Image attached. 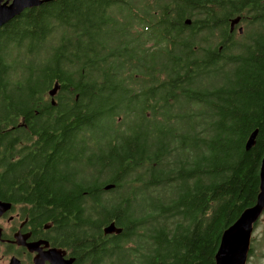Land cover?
Here are the masks:
<instances>
[{
    "label": "trees",
    "instance_id": "1",
    "mask_svg": "<svg viewBox=\"0 0 264 264\" xmlns=\"http://www.w3.org/2000/svg\"><path fill=\"white\" fill-rule=\"evenodd\" d=\"M79 1L58 0L36 13L40 16H32L29 20L32 30L17 41L18 45L24 41L25 51L17 50L8 37H0V125L6 126L11 118L16 127L24 119L29 129H95L99 123L107 127L103 123L105 94H116L121 87L119 81L105 79L104 74L109 78L112 69L116 68L117 74L124 64L133 65L135 73H145L138 66L154 64V50L137 53L123 49L104 54L97 46H90L82 35L79 38L86 43L85 51L70 50L65 40L57 49L51 47L57 43L52 34L49 36L54 21ZM154 1L148 0L143 8L138 7V23L148 25L149 21L154 22L155 13L168 14L174 12L175 6L181 7L177 13L194 18L191 26L180 22L178 28L196 31L192 46L202 44L199 33L206 30V46H223L218 53L226 57L222 67L226 68L229 61L236 62L237 79L230 72L231 66L222 73V79L233 78L231 85L234 83L222 96L226 108L221 116L227 125L223 129H207L205 146L201 149L170 143L165 151L159 148L154 153V143L150 142V150L142 147L148 153L146 156H141L135 129L113 137L106 156L97 147L95 161L79 170L72 187L78 193L71 196L63 193L57 204L64 207L63 202L67 201L64 213L71 222L89 224L114 219L124 223L140 220L134 212L138 205L124 207V200H137L138 204L154 200V210L145 209L152 204H142L138 209L148 216L154 215L151 220L158 224L154 227L157 251L166 247L162 253L174 254L173 264H214L222 233L255 204L259 193V171L264 157V0ZM101 2L104 8L101 24L110 11L134 9L132 2L137 3L136 0ZM237 17L244 24L242 33L230 34L229 22ZM167 23H160L159 28L168 32L161 38L179 37L169 33L173 28L167 27ZM214 30H217L216 43ZM169 56L171 61L172 52ZM103 60L105 63H101ZM56 82L60 89L57 102L51 107L45 95ZM77 93L79 98L75 100ZM254 130H258L256 142L246 151L245 142ZM90 171L93 182L88 175ZM54 182H37L33 196L49 197L54 192ZM107 184L115 187L105 191ZM122 190L154 191V196H122L118 194ZM82 192L88 194L82 196Z\"/></svg>",
    "mask_w": 264,
    "mask_h": 264
},
{
    "label": "flooded vegetation",
    "instance_id": "2",
    "mask_svg": "<svg viewBox=\"0 0 264 264\" xmlns=\"http://www.w3.org/2000/svg\"><path fill=\"white\" fill-rule=\"evenodd\" d=\"M57 1L24 9L0 26V37H8L17 50L25 51L24 41L21 45L17 41L32 30L29 20L40 16L36 13ZM12 2L0 0L1 5ZM173 11L155 13L154 22L149 21L148 25L130 19V35L117 42V49L130 52L134 47L137 53L154 50V64L139 65L145 73H135L131 64L122 65L117 74L114 73L117 69H112L109 78L102 72L105 79L119 81L121 87L120 92L113 95L106 92L104 97L103 123L110 129H29L24 119L16 127L11 118L6 126L0 125V264H158L161 259L164 261L159 264H173L174 254L162 253L166 247L157 251L154 227L158 224L151 220L154 215L148 216L138 209L142 204H152L145 209L154 210V200H142L139 204L137 200H124V207L138 205L134 212L140 219L124 223L114 219L89 224L71 222L64 213L68 209L67 201L64 200V207L57 204L63 193L68 196L78 193L72 187L78 180L79 170L95 161L97 147L106 156L114 140L112 135L118 137L116 129H125L126 134L135 129L141 156H146L148 153L142 147H149L150 142L154 143V153L159 148L165 151L170 143L186 149H201L205 146L207 129L226 127L227 122L221 116L226 108L222 96L230 91L233 78L237 79L236 62L229 61L226 68L222 67L226 57L218 53L223 46H206V30L199 33L202 44L192 46L196 31L178 28L181 23L191 26L192 23L187 25L185 21L192 22L194 18L177 13L176 8ZM110 19L111 16L101 26L107 27ZM161 22H168L167 27L173 28L169 33L179 37L162 39L168 32L159 28ZM137 26L144 29L136 31ZM243 26L240 22L231 31L229 22V33ZM213 32L216 43L217 30ZM82 37L102 52L98 36L85 33ZM169 52H172L171 61ZM230 66L234 77L222 79L223 70ZM94 76L102 80L99 75ZM55 84L58 83L45 95L51 107L55 106L52 102H57L59 92L50 95ZM78 98L77 93L75 100ZM123 116L130 117L128 125L119 122ZM88 175L93 182V171ZM41 180H55L54 192L47 198L45 194L33 196ZM81 194L86 196L88 192ZM118 194L154 196V191L122 190ZM111 223L120 233L104 232ZM250 249L249 256L254 257Z\"/></svg>",
    "mask_w": 264,
    "mask_h": 264
},
{
    "label": "rangeland",
    "instance_id": "3",
    "mask_svg": "<svg viewBox=\"0 0 264 264\" xmlns=\"http://www.w3.org/2000/svg\"><path fill=\"white\" fill-rule=\"evenodd\" d=\"M146 1L148 0H136L137 3L132 2L135 7L134 9L126 8L118 12L119 9L116 8L114 11L112 10L113 12L110 11V14H108L106 18V20H108L111 16L109 24L106 25L107 27L101 26L102 16L104 14L101 0H81L78 3H72L71 6L73 8L60 14V19L54 21L55 25L54 28H51L49 36L52 34V38L56 39L57 43L51 47L57 49L58 44L65 40L70 50L74 51L77 48H81L82 51H85L86 43L81 40L79 36L89 33L99 37L98 44L100 45V49H102V53L105 54L110 48L114 52H118L121 49L116 48L117 42H119L121 38L126 39L130 35L131 28L129 26V20L135 21L139 18L138 7L143 8ZM151 2L155 3L154 0H151ZM174 8L178 11L181 7L175 6ZM143 25H145V23ZM139 29H144V27L137 26L136 31ZM263 40L264 39H262V41ZM148 46L151 47L150 43ZM131 52H136V48H132ZM42 56L45 57L46 53H43ZM82 57L83 60L86 59L85 55ZM121 121L124 125H128L130 117L123 116L119 122ZM98 126L99 127L95 129H110L108 127H101V123H99ZM116 130L119 132L118 136L126 134L125 129ZM129 130L130 129H128V132ZM112 137L114 136L112 135ZM251 248L253 249L254 257L250 255L247 264H264V214L254 228Z\"/></svg>",
    "mask_w": 264,
    "mask_h": 264
},
{
    "label": "water",
    "instance_id": "4",
    "mask_svg": "<svg viewBox=\"0 0 264 264\" xmlns=\"http://www.w3.org/2000/svg\"><path fill=\"white\" fill-rule=\"evenodd\" d=\"M9 1V0H8ZM53 0H13L10 5L0 4V26L18 16L26 8L37 7L45 2ZM241 22V18H233L230 20L231 31ZM187 25L191 24V20L185 21ZM242 33V28L239 29ZM58 90V84L50 92L54 96ZM55 105V102H52ZM258 130H254L245 142V150L249 151L256 142ZM259 193L253 206L246 208L239 218L230 225L223 233L220 243L215 254L214 264H246L251 248V240L255 225L259 222L264 214V157L261 160L259 171ZM115 187L113 184L104 186V190L108 191ZM106 234L120 233L114 223H111L104 229ZM63 264V263H60Z\"/></svg>",
    "mask_w": 264,
    "mask_h": 264
}]
</instances>
